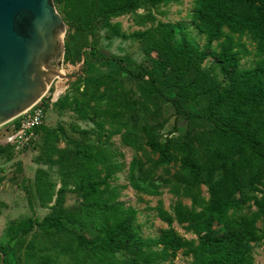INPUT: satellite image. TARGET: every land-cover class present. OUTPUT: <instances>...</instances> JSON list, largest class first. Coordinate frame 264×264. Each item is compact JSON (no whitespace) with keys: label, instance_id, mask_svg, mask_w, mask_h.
I'll use <instances>...</instances> for the list:
<instances>
[{"label":"rangeland","instance_id":"374dc122","mask_svg":"<svg viewBox=\"0 0 264 264\" xmlns=\"http://www.w3.org/2000/svg\"><path fill=\"white\" fill-rule=\"evenodd\" d=\"M55 5L63 17L61 5ZM193 5L194 0L142 4L108 21L128 34L154 28L159 22L178 23L203 45L205 37L192 22ZM63 20L60 71L67 76L56 77L42 97L43 122L33 138L19 148L6 138L10 123L0 126V145L4 146L0 153V245H8L9 264H136L124 245L104 250L95 243L78 241L77 234L93 238L106 217L83 205L78 185L86 174L105 178L100 190L102 203L121 202L124 208L134 209L133 225L142 237H156L162 229L173 227L183 237L196 239L185 223L174 218L176 205H192L177 176L181 173L179 161L155 166L157 153L145 141L148 133L161 142L170 138L177 159L187 148L207 153L206 158L239 155L238 144L222 131L227 107L214 113L210 109L227 85L218 66L207 57L200 62L201 74L191 71L179 79L169 67L157 65V52H145L140 39L113 34L94 8L87 15L78 13ZM89 23L86 31L76 28ZM233 36L249 51H241L240 66L254 65L255 43L246 34ZM213 46L217 47V41ZM93 49L96 55L90 53ZM141 69V78L129 72ZM212 85L219 86L217 92H205ZM74 141L93 145L92 164L77 154ZM208 148L215 151L213 156ZM257 167L264 176V159L253 164V171ZM242 175L243 186L237 196L251 193L247 170ZM197 189L201 201L206 200L207 186L200 184ZM254 208L248 201L235 213H250ZM55 212L60 213L65 229L34 225L9 239L11 222L40 221ZM166 214L172 216L171 222L164 219ZM257 224L261 227L260 221ZM211 229L216 234L222 232L218 225ZM153 249L152 264L194 263L192 254L183 249L174 253L161 246ZM251 259L253 264H264V241L254 244Z\"/></svg>","mask_w":264,"mask_h":264},{"label":"trees","instance_id":"16d2710c","mask_svg":"<svg viewBox=\"0 0 264 264\" xmlns=\"http://www.w3.org/2000/svg\"><path fill=\"white\" fill-rule=\"evenodd\" d=\"M62 7L63 17L70 20L75 14L87 15L94 8L97 17L107 21L113 34L122 37L133 36L143 42L145 52H157L156 63L159 67H169L179 79L191 71L201 74L200 62L210 57L218 66L227 82L217 96L221 99L211 104V113L227 107L225 137L238 144V156H213L214 150L208 148L213 157L206 158L207 153L198 154L187 148L177 159L170 138L159 141L148 133L146 145L155 153V166L170 164L178 160L181 173L177 176L183 183L185 193L190 196L192 205H176L174 218L184 224L186 230L197 235L196 239H187L173 227L160 231L156 237H142L133 225L135 211L124 208L121 202H101V186L105 178L97 179L86 174L78 185L82 193L83 205L99 210L105 220L98 233L91 239L77 234L81 243H95L104 250H114L124 245L133 254L136 264H152L155 259V246L172 253L183 249L194 257L193 264H253L251 250L254 244L264 241V176L259 168L253 171V164L264 159V0H194L192 22L204 35L205 42L200 45L188 31L172 22H159L154 28L125 33L109 18L123 11H135L140 5L151 6L175 0H53ZM76 25L81 31L89 29ZM248 35L255 43V64L240 66V53H248L243 43L233 36ZM178 37V39H176ZM217 41V47L213 43ZM91 54L96 55V49ZM136 77H143L144 71H129ZM191 80L189 84H193ZM218 85L208 86L205 92H217ZM155 88V87H154ZM223 111V110H222ZM222 115V113H221ZM225 116V115H224ZM220 121V120H219ZM224 121H221V124ZM224 125V124H223ZM77 154L84 157L86 164H92L95 155L93 145L74 141ZM4 146L0 145V153ZM224 154V153H223ZM205 155V156H204ZM248 172V184L251 193L236 194L242 190L243 172ZM205 184L208 198L201 201L197 189ZM259 185L261 187H259ZM196 187V188H195ZM260 195H258V193ZM252 201L254 210L250 213L236 214L245 203ZM171 222L172 216L163 215ZM59 212L50 213L40 221L29 218L26 222H11L7 227L9 239L17 232L26 233L34 225L47 224L57 229H65ZM261 222V227L258 226ZM218 225L222 232L216 234L211 227ZM8 245H0V264H9Z\"/></svg>","mask_w":264,"mask_h":264},{"label":"water","instance_id":"95a60500","mask_svg":"<svg viewBox=\"0 0 264 264\" xmlns=\"http://www.w3.org/2000/svg\"><path fill=\"white\" fill-rule=\"evenodd\" d=\"M64 32L53 0H0V126L67 76L60 71Z\"/></svg>","mask_w":264,"mask_h":264},{"label":"built area","instance_id":"2783aa9c","mask_svg":"<svg viewBox=\"0 0 264 264\" xmlns=\"http://www.w3.org/2000/svg\"><path fill=\"white\" fill-rule=\"evenodd\" d=\"M45 104L40 98L29 108L24 110L11 121L6 135L8 142L15 144L16 148L27 144L34 136V130L43 122Z\"/></svg>","mask_w":264,"mask_h":264}]
</instances>
